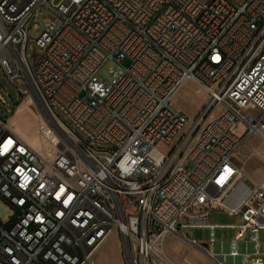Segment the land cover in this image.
Masks as SVG:
<instances>
[{"label": "built area", "instance_id": "obj_1", "mask_svg": "<svg viewBox=\"0 0 264 264\" xmlns=\"http://www.w3.org/2000/svg\"><path fill=\"white\" fill-rule=\"evenodd\" d=\"M108 60L120 67L101 81ZM0 70L65 144L44 158L0 118V197L12 209L0 264H93L113 231L125 264H175L165 237L196 241L182 220L224 264L213 210L240 220L226 264H264V182L234 161L245 139L264 136V0H0ZM189 81L205 97L191 119L171 103ZM244 244L252 257H238Z\"/></svg>", "mask_w": 264, "mask_h": 264}, {"label": "rangeland", "instance_id": "obj_2", "mask_svg": "<svg viewBox=\"0 0 264 264\" xmlns=\"http://www.w3.org/2000/svg\"><path fill=\"white\" fill-rule=\"evenodd\" d=\"M58 0H54L57 2ZM52 17L49 11L43 13L38 22V28H31L29 31L30 37L36 38L41 32L42 23L44 20ZM123 64H127L124 61ZM120 67L111 60L106 61L97 73L98 79L105 81L110 79L108 69ZM0 98L9 104L4 105L0 102V118L4 119L7 116V128L19 135L27 142L38 154L44 158H51L54 155H59L63 150L60 146L65 144L55 135L47 137L43 131V119L34 111L35 100L32 102L23 94H19L17 87H14L0 70ZM22 102L20 106L17 103ZM172 105L175 109L183 112L189 119L196 115L200 108L205 103L203 92L198 89L193 82H187L183 85L177 94L172 99ZM17 107L12 113L8 108ZM216 112L212 116H215ZM54 144V145H53ZM56 145V146H55ZM157 148L162 151H168V146L158 143ZM234 161L241 167L246 176L253 181H264V136L253 134L245 139L242 145L238 148L234 155ZM12 214L11 207L0 197V220L6 221ZM238 216H230L222 211L213 210L209 214V223L231 224L239 223ZM184 234L195 238L198 242H206L204 230L202 228L181 229ZM232 236V230L224 227L221 230V237L218 242L223 247ZM249 239V233L245 236ZM259 248L264 252V229L259 230L257 235ZM204 245L194 247L186 241L175 235H167L164 239L163 248L165 253L175 264H214L203 253ZM212 248V247H211ZM249 250V249H248ZM251 250V249H250ZM93 264H125L120 238L116 232L110 233L102 243L97 247L92 255ZM226 264V262H224Z\"/></svg>", "mask_w": 264, "mask_h": 264}, {"label": "bare ground", "instance_id": "obj_3", "mask_svg": "<svg viewBox=\"0 0 264 264\" xmlns=\"http://www.w3.org/2000/svg\"><path fill=\"white\" fill-rule=\"evenodd\" d=\"M17 89L19 91V87H17ZM262 215L264 216V199L262 205ZM224 227L230 228L232 230V233L236 232V223L221 224V228L219 230V237H221V230ZM187 228H190V220H182L181 222L178 223V231ZM194 244L200 247L201 245H204V243L198 241H195ZM213 257H217L219 259V263L226 262V258L232 257V247L231 246L222 247L221 245H217V249L213 250ZM238 257L239 258L252 257V245L244 244V249H238ZM72 264H84V258L80 257V255H72Z\"/></svg>", "mask_w": 264, "mask_h": 264}, {"label": "water", "instance_id": "obj_4", "mask_svg": "<svg viewBox=\"0 0 264 264\" xmlns=\"http://www.w3.org/2000/svg\"><path fill=\"white\" fill-rule=\"evenodd\" d=\"M48 121L50 125L55 129V131L62 136L63 131L59 127H57L55 124H53L49 119Z\"/></svg>", "mask_w": 264, "mask_h": 264}, {"label": "snow or ice", "instance_id": "obj_5", "mask_svg": "<svg viewBox=\"0 0 264 264\" xmlns=\"http://www.w3.org/2000/svg\"><path fill=\"white\" fill-rule=\"evenodd\" d=\"M11 141H8L7 144L4 145L3 150L6 152L8 150V147L11 145Z\"/></svg>", "mask_w": 264, "mask_h": 264}, {"label": "crops", "instance_id": "obj_6", "mask_svg": "<svg viewBox=\"0 0 264 264\" xmlns=\"http://www.w3.org/2000/svg\"><path fill=\"white\" fill-rule=\"evenodd\" d=\"M185 84H186V83H185ZM185 84H184V85H185ZM21 103H22V102H20L18 106H20ZM16 110H17V107L15 108V111H16ZM257 182H264V181H257ZM204 233H205V232H204ZM217 233H218V231H217ZM175 236H176V235H175ZM164 251H165V250H164ZM166 255H167V254H166ZM167 256H168V255H167ZM168 257H169V256H168ZM169 258H170V257H169Z\"/></svg>", "mask_w": 264, "mask_h": 264}, {"label": "trees", "instance_id": "obj_7", "mask_svg": "<svg viewBox=\"0 0 264 264\" xmlns=\"http://www.w3.org/2000/svg\"><path fill=\"white\" fill-rule=\"evenodd\" d=\"M16 105H18V103Z\"/></svg>", "mask_w": 264, "mask_h": 264}]
</instances>
